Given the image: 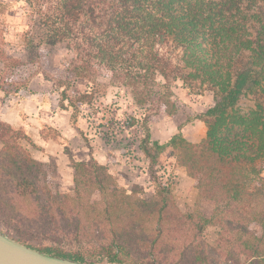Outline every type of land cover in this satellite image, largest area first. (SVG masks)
I'll use <instances>...</instances> for the list:
<instances>
[{
  "label": "rangeland",
  "instance_id": "obj_1",
  "mask_svg": "<svg viewBox=\"0 0 264 264\" xmlns=\"http://www.w3.org/2000/svg\"><path fill=\"white\" fill-rule=\"evenodd\" d=\"M83 3L84 0H0V94L8 101L0 103V110L5 103L9 109L20 108L24 123L20 128L9 125L12 131H8L0 113V141L3 139L13 146H20L44 166L36 175L44 189L40 196L43 204L47 192L70 194L73 187L71 165L76 161L88 163L94 160L99 164L102 160L104 164L99 165L108 168L119 188L132 191L135 197L147 201H161L159 187L171 176L172 202L177 210L173 211L175 208L171 206L164 210L161 227L171 224L176 232L163 230L158 233L156 218L151 219L142 231L149 237L148 241L139 244L122 242L123 255L129 263L247 264L244 257H230L225 249L217 246L220 229L212 223L205 227L202 237L190 242L193 222L208 219L213 205L198 198L193 180L187 176L184 167L176 164L171 149L166 148L157 164L151 165L139 150L135 149V153L128 156L105 145L97 134L99 123L109 119L124 120L136 112L148 116L152 142L165 145L180 130L188 142L199 143L207 131L201 115L214 105L221 88L192 77V69L184 63V49L177 42L151 35L143 36L139 42L132 39L135 36L141 38L142 34L137 29L140 20L135 18L131 8L125 9L129 14L122 22L121 3L117 0H85L82 7ZM124 26L127 31L123 30ZM155 59L169 69L187 73L190 79L184 82L177 73V79L165 84L161 75L154 72L145 77L144 88L141 84L134 88L125 78L126 73L143 74L140 68L147 62L153 64ZM113 66L116 72L111 70ZM90 91L93 108L78 105L79 111L75 112L69 103L77 104L75 99ZM63 94L67 99L63 103L66 110L60 109ZM146 94H149L148 102L143 105L136 102L137 97L141 99ZM44 106L48 113H62L78 134L83 133L87 142L79 136L85 152L71 151V142L54 128H39V119H31L30 114ZM236 109L242 115L249 114L256 109L255 97L245 95ZM60 121L62 125L64 121ZM68 124L62 127L65 129ZM37 130L42 138L62 147L61 157L46 154L33 143L27 131L33 136ZM131 134L139 138L141 131L131 130ZM81 145L77 144L78 147ZM92 197L96 198L95 195ZM10 198L6 190L0 194V230L10 232L13 238L25 244L52 246L64 253L80 251L87 255L100 251L101 246L115 247L120 243L106 231H92L90 221L70 207L62 206L59 209L61 216L54 211L43 216L32 203L26 204L17 197L9 201ZM182 215L192 217V221ZM254 231L258 233V229ZM97 264L109 263L101 261Z\"/></svg>",
  "mask_w": 264,
  "mask_h": 264
},
{
  "label": "trees",
  "instance_id": "obj_2",
  "mask_svg": "<svg viewBox=\"0 0 264 264\" xmlns=\"http://www.w3.org/2000/svg\"><path fill=\"white\" fill-rule=\"evenodd\" d=\"M117 2L121 3L119 15L122 22L129 14L125 12L126 8H131L135 18L140 20L141 25L137 29L142 37L132 39L139 42L143 36L151 35L177 42L184 49V63L192 69V77L220 87L222 92L214 105L201 115L207 131L199 143L188 142L180 130L165 145L152 142L148 116L136 112L124 120L109 119L106 123H99L98 136L105 145L128 156L133 155L135 149L139 150L151 165L157 164L166 148L171 149L176 164L184 167L187 176L193 180L198 198L208 200L213 205L208 219L193 222L194 232L190 242L194 243L202 237L205 227L212 223L220 229L217 246L225 249L228 256H242L248 261L247 264H264V0ZM145 9H149L148 12L143 11ZM124 28V31L128 30L126 26ZM111 70L117 71L115 66ZM140 70L144 73L125 75L134 88L139 84L144 88L145 77L154 72L161 75L165 84L177 79L178 74L184 82L190 79L187 73L169 69L156 59L153 64L147 62ZM247 94L255 97L256 109L242 115L236 106ZM62 96L60 109L66 110L63 103L67 99L64 94ZM91 100L92 91L85 92L75 99L77 104L69 103V106L75 112L79 111L78 105L91 109ZM148 101L149 94H146L144 98L137 97L136 102L143 105ZM4 127L12 131L8 124ZM138 129L141 136L136 138L131 130L136 132ZM79 134L87 142L81 131ZM1 140L0 194L6 190L7 196L11 197L9 201L17 197L26 204L32 203L43 216L51 211L61 216L59 209L62 206L70 207L80 217L90 221L92 231H106L113 239L120 241L115 247L101 246L100 251L85 255L80 251L64 253L52 246L34 247L13 238L10 232L0 230L1 234L16 242L41 253L81 264L101 261L136 264L125 259L122 242L139 244L148 241L149 237L142 231L144 225L148 226L155 218L158 233L163 230L173 234L176 232L171 224L161 227L164 210L169 206L175 208L171 176L164 186L159 187L158 197L161 201H147L135 197L132 191L119 188L105 165H99L94 160L88 163L76 161L71 165L73 187L70 194L47 192L46 203L43 204L40 196L44 189L36 175L41 173L44 166L33 159L27 150ZM92 195L96 198L91 199ZM183 217L192 221L190 216ZM256 229L258 233L254 231Z\"/></svg>",
  "mask_w": 264,
  "mask_h": 264
},
{
  "label": "crops",
  "instance_id": "obj_3",
  "mask_svg": "<svg viewBox=\"0 0 264 264\" xmlns=\"http://www.w3.org/2000/svg\"><path fill=\"white\" fill-rule=\"evenodd\" d=\"M2 101H6V100H4L3 94L2 95L0 94V103L1 104H2ZM6 102L8 103V101H6ZM7 103H5L3 109L0 110V113H2L1 120L8 125H11V126L16 127V128H20L24 124L23 119H21V117H20L21 116V113H20L21 109L20 108L9 109ZM34 112H35V114L34 113L30 114V117H31V119H32V117H36L37 119H39L37 121L39 128H41V127L46 128L48 126H49V128H54L56 131H58V133L61 134V136H63L64 138H66V140L71 142V151L78 149V150H83V152H85V149L81 145V142H82L81 137L75 131V129L72 128V126H70L68 124L69 120L62 113H60V112H57L55 114L50 113V112L48 113L46 106L41 107L40 109L38 107V109L36 108ZM63 116L66 119H64ZM60 119H62L64 121L62 123V125L60 123L61 122ZM64 124H68L65 129L62 127ZM64 126H66V125H64ZM27 133H28V136L30 138H32L33 143L38 144L46 154L48 153L49 155L53 154V155H57V156L61 157V155L63 153L62 149H61L62 147L57 142L49 140V139L45 140L44 138H42L40 135V130H37L36 135L34 133L33 136L29 134L30 131H27ZM77 144L81 145V147L80 146L78 147ZM98 162H99V164H104L102 162V160H99Z\"/></svg>",
  "mask_w": 264,
  "mask_h": 264
},
{
  "label": "water",
  "instance_id": "obj_4",
  "mask_svg": "<svg viewBox=\"0 0 264 264\" xmlns=\"http://www.w3.org/2000/svg\"><path fill=\"white\" fill-rule=\"evenodd\" d=\"M0 264H81L41 253L0 233Z\"/></svg>",
  "mask_w": 264,
  "mask_h": 264
}]
</instances>
